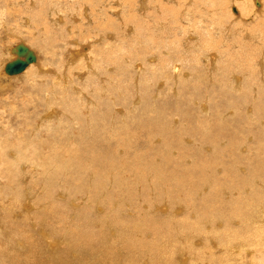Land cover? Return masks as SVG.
Here are the masks:
<instances>
[{
  "label": "bare ground",
  "instance_id": "obj_1",
  "mask_svg": "<svg viewBox=\"0 0 264 264\" xmlns=\"http://www.w3.org/2000/svg\"><path fill=\"white\" fill-rule=\"evenodd\" d=\"M16 1L18 2L19 0ZM35 1H31V6L28 5L29 7L24 8V11L33 9L32 6L36 5ZM89 1L90 0H76L78 6L82 9H85V5L83 4ZM97 1L100 2V6H97L98 10H110L115 13L114 7L118 3L117 0ZM141 1H143L146 6L152 8V11L155 10L156 12V19H154V16L153 18L151 17L154 22V24L151 23L154 29L166 33L161 38L156 39L154 38V34L150 33V30L148 31L150 35H153L151 37L153 45H155L154 49L160 50L158 61L151 56L153 55L151 51H149L150 55H142L143 58L151 59L150 61H143L136 58L133 60V65L131 60H127L126 58L123 59L125 56H122L121 52L140 49L137 45L145 42L142 38L136 39L132 44L134 46L131 45L130 48L119 45L114 50H106L109 53H106L103 62L107 64V68L112 67L110 70L108 68L107 72H105L106 66L103 68V62H96L94 57H90L91 59L89 58L90 63L86 64L87 70L83 74L91 72L97 78L94 80V78L91 77L89 81L87 80L89 86L97 84L99 80V85L102 86L95 85L96 88L99 86V90H97L98 93L101 94V97L110 95L113 100L112 105L116 107H118L120 96L117 93L111 94L108 90V85H116L119 91L122 90L123 83L132 80L137 87V93H139L138 89L140 85L149 89L144 95L148 98L150 104L153 103L151 98L156 97V93L152 91V86L155 85L156 82L158 83L156 86H165L167 84V89L171 91L172 99H174L173 95L177 94L179 95V101L186 103L194 100V102L197 103L195 101L197 99L193 98L199 96V94L203 92V80H205L211 82L215 86L218 84L221 91H226L228 85L230 90L234 92H246L243 93V96L238 97L240 100L235 96H228L222 93L219 94L220 97L223 96L226 100L229 98L227 100L229 106L226 109L222 107V111L216 112L215 119H217L218 122L215 123L212 128H218L223 118L226 120V118L238 112L237 110L239 107L236 108V110L232 107L243 102L247 105L251 103V105H249V107H251L253 104L252 102H254L256 98L257 101H255L252 108L249 109V107H247V112L253 111V117L246 115V118L255 119L254 116H257L261 120V118L264 117L263 60L260 63L261 67L259 66L261 68L260 70H258V66L254 67L259 57L257 51L260 48L259 46L253 47L252 45L244 44V38L239 45H237V40L229 41V37L231 39L232 36V31L228 29L231 27L230 25L237 24L239 21L242 22L241 28L250 26V24L253 25L252 23L255 22L256 26L253 27L254 31L252 33V35H254V40L257 39L256 36H264V0ZM47 2L49 3L48 5H43L31 15H23L22 19H19V23L11 25L9 29L3 18L4 11L0 12V34L5 32L6 39L8 37L11 38V42H5L3 41L4 39L0 37V92L13 88L11 80H13V78L18 79L19 77L17 76L26 77L28 72L33 69H35L36 72H42L41 67H38L36 64L34 65L35 62L28 66L24 72L15 74L16 76L7 74L5 68L8 62L17 57L13 52V48L21 43L20 41L23 40L22 37L24 33H26L24 30L19 29L20 24H24V27H27L33 34V30L36 29L34 26V19L43 23L45 16L47 17L48 24L52 28L57 29L63 21L60 11L65 13L63 14L64 18L68 19L70 10H73L68 5L66 8L61 9L56 0H47ZM120 3L122 4V2ZM206 5H209V8L212 9H207ZM175 6H182V10H180L179 16L176 19V21H179V24L172 23V25H166L168 24L166 22L170 19L172 12L174 13L176 10ZM233 7H237V9L234 8L235 12L232 10ZM94 9L92 8L89 13L95 14ZM117 11L118 9L116 12ZM105 14H108L107 16L109 17L111 13L106 12ZM106 15L105 20L107 19ZM225 15H228L229 21L227 19L226 21L229 22L230 25L225 24V20L221 18ZM249 16L253 19H249ZM76 19L77 18H75V21H77ZM108 19L107 21H109ZM87 21L89 23V19L86 18L85 26ZM81 22H83V20ZM146 24L148 25V21ZM113 27L111 28L112 30ZM130 27L132 26L130 25ZM128 28L129 27H127V29ZM238 30L240 31V29ZM239 31L237 32L239 33ZM109 32L111 33V30H108L109 35H107L113 37V33L110 34ZM31 33H29V35ZM247 33H249V31ZM36 35H38V33ZM54 35L57 36L58 34ZM65 35H67V31L64 36ZM125 35H127V32ZM246 36H249V34H246ZM148 38L150 37L148 36ZM13 41H19V43ZM74 41L76 42V40ZM110 42L111 41H107V44H110ZM23 43L26 44V42ZM29 47L31 48L30 45ZM105 48H107V46ZM211 49H213V52L210 51ZM34 51L37 54L38 60L39 55L36 50ZM73 53L77 55L79 51H71L70 56H68L69 60L74 61L77 58L71 56ZM68 61H66L65 65H67ZM121 63H124V66L120 67ZM130 67L136 70V76L130 75L128 71ZM113 68H117L119 72H116V70L114 71ZM80 70L82 72V69ZM50 71L52 70L50 69ZM54 72L56 73V71ZM62 73H59L58 77L56 76L58 79L54 78L52 80L53 82L47 83V85L42 81L44 79L41 80L46 86L44 92L46 102L42 105L44 109L41 113L38 104L32 106L31 109H33V111L30 112L28 105H25L23 109L20 110L15 105H11L7 102L5 98H0V133L7 132V134L11 135L8 125H5V119L8 116V111L11 109L10 111L14 112L12 109L16 108V111L21 113L25 119L22 123L24 129L18 143L12 144V151L10 150L12 158L10 157L9 162L13 166L16 164L18 166V171L20 166L21 168L23 166L25 169L28 162H32L31 165L29 164L31 168H35L36 166L40 167V165H42L41 172L43 177L47 179L48 184L57 183L58 180H62L63 176L67 175L72 169L76 170L78 176L75 174V177L78 179V183H82L81 181L87 178L89 182L88 186L96 190V194L93 193L90 200H88L89 203L92 204L90 208H94V213H89L88 209L85 210V214L82 213L83 211L80 212L78 206L81 204L79 205L73 200L70 202H72L75 207L73 206V208H70L68 204L70 202L67 201V207L64 209L62 201L55 199L51 192H48L47 198L44 196L41 198L44 203L41 205V209L38 213L42 214V218L38 222H34L33 218L35 216V211L32 209V206L35 204L32 205L29 197L28 199H24H27L26 202H20L19 197H21L20 195L25 191L24 187L17 189V195L15 197L16 200L18 199L21 206L18 212L23 213V216L20 215V218H23L25 224L29 228L34 229V231L33 233H24L20 228L21 219L13 221L10 228L3 227V225L0 224V264H93L95 262L96 264H264V136L262 138L260 137V139L254 143L255 146H257L254 148L256 150L254 153L255 158L252 163L248 164L250 165V167H248L250 171L243 172V165L246 164L248 158L242 153L245 150L249 151V149L246 148L249 143L247 137L253 134L257 135L260 132L264 133V128L262 131H259L257 128H254L252 124H249L251 127L250 132L245 133L242 131L241 126V124L244 123L239 118H235L232 123L236 127V130H234L233 126H230L221 128L216 134L205 132L199 134L202 138V144L205 146L208 153L211 154L215 147L218 146V148L211 156L206 154L200 155L191 163H189L187 159L189 158L190 160L191 157L194 158L196 150L193 151L191 148H182L181 145L183 141H180V139H178V141H172L171 139V144H169V139L165 140L169 142L168 144L171 149L169 150L168 148L169 151L166 150V153L164 152L165 150L163 151V153L166 154V156H160L161 159L164 157L162 159L163 167L158 169V167H155L158 165V162L157 165H155L154 162L152 163L156 155L154 159L152 158V161L148 160L149 158L147 159L146 154L141 152L142 149H146H141V147L144 146L140 147V145L139 147L141 150L138 149L139 151L137 150L138 153H136V146L138 145L135 146L136 149L134 151L133 147L135 144L133 140L141 141V139L146 136L144 139L148 138L146 142L150 144L149 141L154 143V139H162L165 134L168 136L167 138H170V136L174 137L177 134H174L171 130L175 128L174 126H176L178 119H175L169 127L168 123L165 124L161 119L166 114V109H160V111L157 112L161 115L160 118L149 116L146 120L141 122L138 126L139 130L137 131L132 124L134 123L135 116L133 114V107L129 104H132L133 101L129 96L124 99V103L128 104L126 110L120 109V112L122 114L126 113V116L129 118L125 115V117H121V115L120 119L113 115H109L108 117V110L104 112L108 106L106 101L102 103L98 101V103H95L89 97L85 100L86 92L85 89H83L84 86L79 87L74 84V78L72 77L73 70H68L69 74L64 70ZM105 74H108V76L104 84ZM37 75L40 76L41 74ZM37 75L35 77H37ZM35 81L38 82L40 79H36ZM71 90L73 92H71ZM144 90L145 89H143V91ZM164 91L160 89L157 93L161 94ZM120 92L122 93V91ZM137 95L139 96V94ZM144 95L141 94L139 99L137 97L138 102L145 99ZM166 96L168 97L169 95ZM199 99L200 101L204 99L201 101L203 105L201 104L200 108L205 114H209V107L207 104L210 103V98L208 97L205 99V96L202 95ZM61 109L62 112L63 110L67 112V118L62 116ZM97 109L99 113L93 115L94 111ZM178 110L179 109H177L178 116L176 115L175 117H180L182 114ZM229 110L230 112H228ZM145 111L146 114L151 113L149 105L147 104ZM173 111L174 108L171 109V113ZM183 112L186 115L189 114L187 111ZM209 117L210 116H207L206 119ZM259 118H257V121ZM184 120H188L187 122L190 124L193 118L187 117L181 119V121L185 122ZM223 125L226 124L224 123ZM183 130V128H180L178 132L182 133ZM203 130L205 131V129ZM85 135L88 139H85ZM36 136L38 139H36ZM77 137L78 140L74 141ZM180 137L181 135L178 134L176 138ZM193 139L195 138L189 136L185 137L187 142H192ZM86 140L88 141L85 143ZM91 140L93 142H91ZM227 140H230L229 144H227L226 147H222L221 144ZM175 142L176 144L173 147V143ZM141 144L145 145L146 143ZM168 144L166 143L164 146L166 147ZM153 147V149L156 150L155 148L157 147L158 149L159 146ZM0 148L5 152L3 145H0ZM176 148L179 149V151L178 154L176 153L175 155ZM201 148L200 146L199 149L201 150ZM153 149L151 148V150ZM151 150L150 152H152ZM236 151L239 152L236 153ZM145 152L147 153L149 151H144V153ZM160 152L158 154H160ZM153 153L155 154L156 152L154 151ZM150 155L152 154L149 153L148 157H151ZM73 156H78L79 158H74ZM85 156L88 159L87 162H85ZM136 158H141V165H139L140 160L137 161L139 166L136 164ZM39 159H41L39 165L38 163H34ZM80 159L84 161H80ZM5 161V159L1 160L0 158V166L1 163ZM24 164H26L25 167ZM143 165L144 167H141ZM169 166L173 167L172 170L170 169V172H168L167 169ZM209 169L212 177L218 181L212 187L210 194L208 196L206 195L198 202L195 198V194L198 191H203L202 188L204 186L207 188L209 184L207 181V170ZM218 169H222L221 176L218 174ZM64 170H66V172L63 175ZM145 175L151 177V179L153 177L154 180H157L156 183L161 185H163L162 179L169 178L173 180L172 182L176 183V185L173 184L175 187L171 185L175 190H173L174 188L165 190L164 196L166 197L167 195V197L165 198L162 196V198L159 197L160 199H156L155 201L151 196V200L153 199L154 201L152 203L150 202L151 205L148 200L144 199L145 196L147 197L146 191H151L147 190L149 187L146 188V186L144 187L143 185V190L145 191L146 189V191L143 192L138 186L142 179L145 178ZM2 178L5 177L2 175ZM79 178H81V181ZM156 183H153V185ZM159 184L155 186L159 187ZM255 185L257 188H255ZM9 186L11 187L9 190L11 189L12 192L14 190L13 188H15L13 181L10 180ZM68 186L69 181H65L66 191L71 192ZM231 186L235 187L238 191H249L250 189L251 192L250 194H245L246 196L239 195L236 198L231 197L228 202H225V200H222V197L225 198L226 195L236 192L232 191L228 193L230 190H234ZM163 188H166L165 185ZM29 189L30 188H28V190ZM158 190L157 192H159ZM4 192L5 190L0 191V199L2 200L6 199V196L4 197ZM8 192L10 193V191ZM13 193H15V191ZM67 193L60 195L61 198L66 199ZM159 194L160 192L158 196ZM141 195L144 196L142 199ZM103 197L105 199H102ZM139 200H142V202ZM4 202L6 204L7 199ZM8 203H10V206L5 207L7 214L12 205L11 201ZM101 204L106 205V207H101ZM172 204H177V206L180 207L177 208L178 213L177 210L171 211ZM73 209L75 211H73ZM67 211H73L75 214L73 213L71 215L73 217L69 218L70 213ZM77 213L78 215L76 216ZM122 214H125L126 217ZM14 217L15 216H13V218ZM97 222H100L101 226H99L101 228L95 226ZM82 223L88 227H96L98 232H94L98 233V241L93 239V232L87 238H85V235L82 234L81 231L76 232L77 228L74 229L73 226L79 225L81 228ZM83 231H85V229H83ZM61 233L64 234L59 238L58 236L61 235ZM40 237L44 238L45 243L47 242L50 245L51 251L48 250L46 252V245L44 246L43 239L41 241ZM107 237H110V239ZM222 248H224V250L219 253L217 250ZM41 249L44 251L43 254H45L46 257L41 255L42 251L39 253ZM121 253L123 257H121L120 260L119 256H122Z\"/></svg>",
  "mask_w": 264,
  "mask_h": 264
},
{
  "label": "rangeland",
  "instance_id": "obj_2",
  "mask_svg": "<svg viewBox=\"0 0 264 264\" xmlns=\"http://www.w3.org/2000/svg\"><path fill=\"white\" fill-rule=\"evenodd\" d=\"M31 1L34 2L35 0H30V1L29 0H24V1L23 0H19L18 2L16 0H0V8H1L0 9V12L4 11L3 18H4V21L7 24V28L8 29L10 28L11 25H16V23H19V19L21 20L23 15H28L29 16L32 13H34L36 10H38L39 8H41L43 5L46 6V5L49 4L47 2V0H36L35 1L36 5L32 6L33 9H30L28 11H24V8L29 7L28 5H30V2ZM56 1H58V4H59V6H60L61 9L66 8L67 5L70 6L71 9H73L72 11L70 10V16L68 17V19H65L64 18V15H63L65 13H62L60 11V13H61V15L63 17V21L61 22V25L59 24L60 26H58L57 29L56 28H52L48 24L47 17H45V16H44V19H43L44 20L43 23L40 22V21H37L36 19H34V24H35L34 26L36 27V29L33 30L35 32V33L33 32V34L30 32V30L27 27H24V24H20L19 25V29L20 30H24L26 32V33H24V35L22 37L23 40L20 41V42H26V44L28 46L30 45L32 49H34V50L37 51L39 57H38L37 62L34 63V65L36 64L38 67H41L42 72H36L35 69H33V70H31V71L28 72V74H27L26 77L17 76V77H19L18 79L17 78H13V80H11L12 81V84H13V88L8 89V90L3 91V92H0V98H5L7 100V102H9L11 105H15L20 110L23 109V107L25 105H28L29 108H30V112H32L33 109H31V107L34 106L35 104H38L39 108L41 109V110L39 109L40 110V113H41V111H43V109H44V107L42 105L46 102V99H45V96H44V92H45V87L46 86L43 84L42 81H44V83H46V85H47V83H52L53 82L52 80L54 78H57L58 77V74L59 73H62L63 70L66 71V73H68V70L72 69L73 70L72 77L74 78V79L73 78L72 79L74 81V84H76V86H79V87H83L84 86L83 89H85V92H86L85 93V100H87L88 97H89L95 103H98V101L100 103L106 101L107 104H108V106H109V108H108V106L106 107L107 109L104 108L105 109L104 112H107V110H108V112H107V116L108 117H109V115L117 116V117H119V119H120V116L121 115H122L121 117H125L126 116V113L125 114H122L120 112V109L122 108V109H125L126 110V106L128 104H125L124 103V99L127 96H129V98H131V100L133 101L132 104L131 103H129V104L133 107V112H134L133 114L135 116L134 123H132V124H133L134 128H136L137 131L139 130L138 126L141 124L142 121L146 120L149 116H152L154 118H160L161 115L159 113H157V112L160 111V109L161 110H164V108H165L166 109V114L163 116V118H161L162 121H164L165 124L168 123V125L170 127V125H172L173 121L175 119H178L177 120V123H176V126H174L175 128H173L171 130V132H173L174 134H177V135L180 134L181 137L180 138H176L177 137V135H176L174 137L170 136V138H167L168 136H166V134H165L164 137H163L164 139L163 138L162 139L161 138L154 139L153 142L154 141L155 142L154 143H151V141H149L150 144L149 143L147 144V142H146L148 138L144 139L146 136H144V138H142L143 141L140 138L141 139V141L139 140L140 142L137 141V140H135V139H134L135 141L133 140V143L135 144V145L133 144L134 145V147H133L134 148V151H135V149L137 147V149L135 151L136 153H138V151L141 150L142 148H145L146 150L142 149L141 152L143 154H146L147 159L149 158L148 160H150V161H152L155 158V155H156V158L152 161V163L154 162V164L157 165V162H158V165L155 166V167H158V169L160 167H163V165H162L163 160L162 159L164 157L162 159H161V157L162 156H166V154H165L166 153V150L169 151L171 149V147L169 146V144L172 143L171 142V139H172V141H175V140L178 141V139H180V141H183L182 142V145H181L182 148H191L193 151L196 150V155L194 156V158L191 157L190 160H189V158L187 159L188 162L191 163L192 161H195L197 159V157L200 156V155L206 154L208 156H211V154H214L215 151L218 148V146H217V147L214 148V151H212L211 154L208 153L207 150H206V148H205V146L202 144V138L199 136V134H202L204 132L205 133H209V134H216L217 132H219V130H221V128H223V127H230V126H233L234 130H236V127L232 123L235 118H239L244 123V124H241V126H242V131L245 132V133H249L250 132L251 127H250L249 124H252L254 126V128H257L259 131H262L263 130V128H264V120H263L264 117H262L261 120L257 116H254L255 119H248V118H246L247 117L246 115L253 117V115H252L253 111L252 112L250 111L251 114H250V112H247V107H249V105H251V103H249L247 105L244 102L241 103V104H237L234 107H232L234 110H236V108L239 107L238 110H237L238 112H236V114L233 113L234 115H231L229 117L226 116L228 118H226V120H225V118H223L222 121H220V126H218V128H216V127L212 128V126L215 125V123L218 122V120L215 119L216 112L222 111V107H224L226 109L229 106V103L227 102V100L229 98L226 100L223 96L220 97L219 94L220 93L227 94L228 96H235L236 98H238V97L243 96L244 95L243 93H246V92H243V91H241V92H234V91L230 90V88L228 87V85H227L226 91H224V90L221 91L220 86L218 84H216V86H215L211 82L205 81V80H203V82H204L203 83V86H204L203 92L200 93L199 96L193 98V99H197L195 101L197 103L199 102L198 104L195 103L194 100H192L190 102H186V103H184L183 101H179L178 100L179 95H177V94H174L173 95V98L174 99H172L171 98V91L167 89L168 88L167 84L165 86L164 85H161V86L157 85L156 86V84H158L157 82L155 83V85L152 86V91L154 93H156V97L151 98V101L153 103L150 104L148 98H146L145 95H144V93L147 90H149V89L146 88V87H142V85H140L139 86V89H138V92L139 93H137V87L135 85V82L132 80L130 82L129 81H126L125 83H123L122 90H119V91H118V87L116 85H108L109 86L108 87V90H109V92L111 94H116L117 93L120 96V99L118 100V107L112 105L113 100H112V98H111L110 95L109 96H103V97H101V94L98 93L97 90H99V86L100 87L102 86V85H99V80H98L97 84H92L90 86L87 84V80L89 81L91 77H93L94 80H96L97 78L91 72H88L86 74H83L87 70L86 69V64L87 63H90V61H89L91 59L90 57H94L96 62L97 61L103 62V58H105L106 53H109L106 50H109V49H113L114 50L119 45H124V46H127L128 48H130V46L135 42V40L136 39H140V38H142L145 41L144 43H140V44L137 45L138 47H140V49L132 50V51H123V52H121V55L122 56H125L123 59L126 58L127 60H131V62L133 63V65H134L133 60H135L136 58L137 59H141L143 61H150L151 59H149V58H143L142 57V55H146V54L150 55L149 51L152 52L153 55H151V56L153 58H155L156 60L159 59L160 50L158 51L157 49H154L155 48V45H153L152 37L151 36H153L152 34H154V36H155L154 38L159 39V38H161L166 33L165 32H161V31H157L156 29H154V27L152 25V24H154V22L152 20L153 16H154V19H156V16H155V13L156 12H155V10L153 9L154 11H152V8L146 6V4H144L143 1H141V0H133V1L132 0L131 1H129V0H122V1L121 0H117L118 3L114 7L115 13L111 12L110 10H100V9L98 10L97 6L98 7L100 6V2H98L97 0H96L97 2L96 1H93V0H90L87 3H84L83 2L84 4L81 3V4L85 5V9L80 8L78 6V3L76 2V0H73V1L72 0H56ZM120 2H122V4ZM123 3H125V4H123ZM37 4H40L41 6L40 5H37ZM109 5H110V3H109ZM109 5H108V7H109ZM172 5H175V4H172ZM95 6H96V8H95ZM144 6H145V10H144ZM127 7H128V9H127ZM175 7H176V10H175L174 13L172 12V14L170 15V19H168V21L166 22L168 24H166V25H169V24L172 25V23L179 24V21H176V19L179 16L180 10H182L181 9L182 6L181 7L180 6H178V7L175 6ZM92 8L93 9L95 8L94 9L95 14L94 13H92V14L89 13L92 10ZM101 8H102V6H101ZM206 8L207 9H212V8H209V5H206ZM234 8L237 9V7H233L232 8L233 12H235L234 11ZM257 8H259V7H257ZM2 9H4V10H2ZM117 9H118V11L116 12ZM124 9H126V10H124ZM83 11H85V12H83ZM106 12L112 14V15L110 14L111 16L109 15L110 18L107 16L108 14L107 15L105 14ZM133 12H134L135 15L133 14ZM97 13H99V14H97ZM176 13H177V15H176ZM72 14H73V16H72ZM114 14H116V15H114ZM105 15L107 16V19L109 18L108 19L109 21H107V19L105 20ZM117 15H119V16H117ZM146 15H147V17H146ZM75 18H77L76 19L77 21H75ZM86 18L89 19V23L87 21V24L85 26V20H86ZM221 18H223V20H225V24H229V22L226 21V19L228 20V15H225V16H223ZM248 18L251 19V20L253 19L250 16ZM82 20H83V22H81ZM149 20H150V22H149ZM147 21H148V25L146 24ZM117 22H118V24H117ZM127 22H128V24H127ZM138 22H140V23H138ZM93 23H94V25H93ZM137 24H138V26H137ZM241 24H242V22H240V21L237 22V24H234V25H230L229 24L231 27L228 26L229 27L228 29L232 31V36H231V39L229 37V41L237 40V42H238L237 45H239L243 41V38H244V44H246V45H252L253 47L259 46L260 49L257 51V53L259 54V57L257 58V63H255L254 67H257L258 66V70H260L261 69L260 68L261 67L260 66L261 65L260 63H261L262 60H263L262 62H264V51H263L264 50V36H262V37H259V36L257 37L256 36L257 39L254 40V35H252V33L254 31V28L253 27L256 26V23L255 22L252 23L253 25L250 24V26H244L243 28H241ZM67 25H68V28H67ZM102 25H104V26H102ZM130 25L132 27H130ZM73 27H74V29H73ZM100 27H101V29H100ZM112 27H113V30L111 29ZM121 27H123V28H121ZM127 27H129V28L127 29ZM138 27H142V28H138ZM50 28H52V29H50ZM76 28H77V30H76ZM234 29H236V30H234ZM238 29H240V31ZM108 30H111V33L110 32L109 33L110 34L113 33V37L112 36L111 37L108 36L109 35L108 34ZM149 30H150V33H152L151 35L148 32ZM158 30H160V29H158ZM247 30L249 31V33H247L248 32ZM39 31H40V33H39ZM66 31H67V35L64 36V34H65ZM237 31H239L240 34ZM50 32H52V33H50ZM53 32H54V34H56V35L58 34V35L55 36L53 34ZM126 32H127V35L128 36L125 35ZM157 32H159V33H157ZM199 32H201V31H199ZM29 33H31V34L29 35ZM37 33H38V35H36ZM103 33H105V34H103ZM245 33L246 34H249V36H246ZM60 35H61V37H60ZM30 36H31V39H30ZM100 36H101V38H100ZM148 36L150 38H148ZM0 37L2 39H4L3 41H5V42H11L10 41V39H11L10 37H8L6 39L5 32H3L2 34H0ZM74 40H76L77 43ZM102 41H105V42H102ZM107 41L108 42L111 41L112 43L110 42V44L109 43L107 44ZM13 42H17V41H13ZM74 42L77 44V47H76V44ZM84 42H86V43H84ZM17 43H19V41ZM227 43H229V42H227ZM106 46H107V48H105ZM132 46H134V45H132ZM86 49H88V50H86ZM73 50H74V52L75 51H79V53H78L79 56H78V54L75 55L74 53H73L74 56H73V54L71 55L72 57H77L74 61L69 60V57H68V56H70V52L73 51ZM210 51L213 52V49H211ZM65 53H67L68 55L65 54ZM99 58H101V59H99ZM84 59L87 60V61H85ZM79 60H80V62H79ZM66 61H68L67 62V65H65L66 64ZM74 63H76V64H74ZM42 64L45 66V68H44V66ZM77 64H78V66H77ZM82 66H83V68H82ZM105 66H106L105 72H107V69L108 68H109V70L112 69V67H108L107 68V64L105 62H103V68ZM122 66H124V63L123 64L121 63L120 67H122ZM47 67H49V68H47ZM132 67H130L128 69V71L130 72V75L131 76H136V70L133 69ZM50 69L52 71H50ZM80 69H82V72H81ZM115 70H116V72H119V70H117V68L114 69V71ZM54 71H56V73ZM37 74H39V75L41 74L42 76L41 75L38 76ZM62 74H64V73H62ZM36 75H37V77H35ZM11 76H16V75H11ZM46 76H48V77H46ZM107 76H108V74H105L104 75V77H105L104 84H105V80L107 79L106 78ZM50 78H52V79H50ZM36 79H40V81L36 82L35 81ZM42 79H44V80H42ZM13 82L15 83V85H14ZM159 84H160V82H159ZM209 84H210V86H209ZM95 85H99V86L96 88ZM157 87H159V88H157ZM143 89H145V90L143 91ZM160 89H162L163 91L165 90V91L163 93L159 94V93H157V91H159ZM120 91H122V93ZM71 92H73V91L71 90ZM137 94H139V96L141 94H143L145 99L143 101H141V102H138L139 96ZM166 95H169L170 97L169 96L167 97ZM202 95L205 96V99H207L208 97L210 98V103L207 104L208 107H209V114H205L202 111V109L200 108L201 104L203 105V103L201 101L204 100V99H201V101H200V99H199V97L202 96ZM137 97H138V99H137ZM136 99H137V101H136ZM238 100H240V98H238ZM255 101H257V98L254 99V102H252V103L254 104ZM87 102H89V101H87ZM146 104L149 105V110H151V113L150 114H146V111H145L146 110ZM253 104H252V106H253ZM252 106L249 107V109H251ZM173 108H174V111L171 113V109H173ZM62 109H61V112H62ZM177 109H179L178 111H180L182 113L180 115V117H175L176 115L178 116ZM13 110H14V112H11V111L9 112L8 111V116L5 119L6 120L5 121V125H8V129L11 131V135L7 134V132L6 133H0V145H3V147L5 149V152H3L1 150V148H0V158H1V160H4V159L6 160L5 162H2L1 163V166H0V187H1L0 188V191H4V190H5V192L6 191L7 192L10 191V193L9 192L8 193L7 192L6 193L4 192V197L6 196V199H7L6 204L4 202L6 199L5 200L4 199L3 200L0 199V224L3 225V227L10 228L13 221L18 220V219H21V225H20L21 230L24 233H33L34 229L29 228L25 224V221L23 220V218H20V215L23 216V213L18 212L19 211V207H21L19 201L20 202H22V201L23 202H26L27 199H28V197H29L32 205L35 204L34 206H32V209L36 213V214L34 213L35 216H34L33 220H34V222H38L42 218V214L38 213V211H40L41 205H43V203H44L43 199H41V198H43V196L45 198H47L48 192H51L52 196H54L55 199H58V200H61L62 201V206H63L64 209H66V207H67V201L70 202L71 200H73L77 204H79V205L81 204L80 206H78V210L80 212L83 211L82 213L85 214V210L88 209L89 210L88 211L89 213L90 212L91 213H94V210H93L94 208L93 209L90 208V206L92 204L89 203L88 200H90V197H92L91 195H93V193L96 194V190H95V188H93V187L91 188V187L88 186V183L89 182L87 181V178H85L83 181H81V178H79V180L82 182V183L79 184L78 183V179L75 177L76 175L78 176L76 170L72 169V171H70L67 175H64L65 172H66V170H64L63 171V175L64 176H63L62 180L60 179V180H58L57 183H54V184H52V183H49L48 184L47 179H45L43 177L42 172H41V169L43 167L42 165H40V167L39 166H36L35 168H31V167H29V164L31 165L32 162H28L27 166H26V164H24V167L26 166L25 169L22 166L23 171H22L21 166H20L19 171H18V166L16 164H14V166H13L9 162L10 157L12 158V156L10 155V153L12 151L11 150V147H13L12 144L18 143V140L20 139V137H22L23 129H24V126H23L22 123L25 121V119L23 118V116L21 115V113H19L18 111H16L17 110L16 108H13L12 111ZM183 111H185V112L187 111V112H189V114L186 115V114H184ZM228 112H230V110ZM97 113H99L98 109L94 111L93 115H95ZM62 116L64 118H67V112H65L63 110ZM207 116H210V117L206 119ZM187 117L193 118V120H192V122L190 124L187 122L188 120H184L185 122L181 121L182 118H187ZM127 118H129V117H127ZM257 118H259L258 121H257ZM169 122H171V123H169ZM224 123L226 125H223ZM192 126H194V127H192ZM180 128H183L184 129L182 133H179L178 132V130ZM203 129H205V131ZM169 131H170V129H169ZM184 136L185 137H187V136L193 137L195 139H193L192 142H187L185 140V137ZM263 136H264V133H261L260 132L257 135L253 134L252 136H250V137L248 136L247 137V140L249 141V143L247 144L246 148L249 149V151H246V150L243 151V150H241V151H243L242 153L248 158V160H246V164L243 165V168H244L243 172L250 171V168H248V167H250V165H248V164L249 163H252L253 159L255 158V154L254 153L256 152V150L254 148L257 146V145L255 146L254 143L256 141H258L260 139V137L262 138ZM73 137H75V136H73ZM36 139H38L37 136H36ZM85 139H88V137L86 135H85ZM168 139L170 140V143L168 141L167 142L165 141V140H168ZM77 140H78V137L74 141H77ZM87 141L88 140H86L85 143ZM163 141H164V143L165 142L167 144L169 143L168 146L166 145V147H165L164 145L166 143L164 144ZM229 141L230 140H227L226 142L224 141L221 144V146L222 147L223 146L226 147L227 144H229ZM91 142H93V141L91 140ZM141 143H143V144L146 143V144L145 145H142ZM175 144H176V142L173 143V147H174ZM136 145H138V146H136ZM139 145H140V147L141 146H144V147H141V149H140ZM152 145L155 146V147L157 145L159 146L158 149H157V147L155 148L157 151L153 149L154 147ZM160 145H161L162 150L160 148ZM200 146L202 147L201 150L199 149ZM150 147L153 150H151ZM168 148H169V150H168ZM12 149H14V148H12ZM148 149H150L152 152H150V150H148ZM158 150H159V152L160 151H162V152H160V154H158L159 153ZM144 151H149V152H147V153L145 152L144 153ZM154 151L156 153L158 152L157 153L158 155L156 153L154 154L153 153ZM163 151L165 153H163ZM178 151H179V149L176 148L175 155H176V153L178 154ZM238 152L239 151H236V153H238ZM149 153L152 154V155H150L151 157H148V154ZM153 154H154V156H153ZM163 154H165V155H163ZM74 158H79V157L77 156V157H74ZM75 160H79V159H75ZM87 160L88 159L85 156V162H87ZM155 160H156V163H155ZM80 161H84V160H81L80 159ZM137 161L140 162V163L138 162L139 165L142 164L141 158H136V164H137ZM34 163H36V164L38 163V165H39L41 163V159L36 160V162H34ZM187 165H189V164H187ZM141 167H144V165L141 166ZM169 167H167L168 172H170V169L172 170V168H173L172 166L170 168ZM245 169H247V170H245ZM32 171H33V173H32ZM11 174H12V176H11ZM218 174L220 176L222 175V169H218ZM2 175L5 178H2ZM79 177H81V176H79ZM149 178H150V180H149ZM43 179H44V181H43ZM152 179H151V177H149V176L147 177V175H145V178L142 179L140 185H138L139 188H141V190L143 192L146 191V189H145V191L143 190L145 186H146V188L149 187V189H147V190H151L150 192L148 191L149 193L146 191L147 197L144 194L143 195L145 197L143 195H141V199H142V197H144V199L145 200H148L149 203L150 202L151 203L154 202L156 199H160L159 197L162 198V196H164V191L165 190H168L169 188H174L175 185H176V183L175 182H172L173 180H171L169 178L162 179L163 180L162 181V184L163 185H161L159 183H156L157 180H154L153 177H152ZM10 180L13 181V183L15 185L14 186L15 188L18 187L16 189L13 188L14 190L12 192H11V189L9 190V188H11L9 186ZM24 180H26V181H24ZM65 181H69L68 189H70L71 192L66 191V189H65ZM207 181L209 183L207 185V188H205V186L202 188V190L205 193L203 191H201V192L198 191L195 194L196 195L195 198H196V200L198 202H200L206 195L208 196L210 194L212 187L218 181L217 179H214V177H212L211 172H210V169L207 170ZM153 183L159 184L160 186L159 187L158 186H155L156 184L153 185ZM173 184H175V185H173ZM143 185H144V187H143ZM164 185L166 187L165 189L163 188ZM171 185H173L174 187H172ZM21 187H24V191L25 192L20 195L21 197H19V201H18V199L16 200V197L15 196L17 195L16 194V192L18 191L17 189H19ZM154 187H155V189H154ZM28 188H30V189L28 190ZM232 188L234 190H230L228 193H231L232 191H236V192H233V194L226 195L225 198L222 197V200H225V202H228L231 199V197H235L236 198L239 195L246 196L245 194H250V192H251L250 189H249V191L248 190H240V191H238V190H236L235 187H232ZM255 188H257L256 185H255ZM42 189H43V191H42ZM20 190H22V189H20ZM157 190L160 192L159 196H158V193L159 192H157ZM173 190H175V188ZM14 191H15V193H13ZM64 193H67L68 194L67 197H66V199H62L61 196H60V195H62ZM182 194H183V192H182ZM57 196H59V197H57ZM151 196L154 198V201H153V199L151 200V198H152ZM104 197L102 199H105ZM166 197H167V195H166ZM25 198H27V199L24 200ZM148 198H150V199H148ZM9 201L12 202V205L13 206L11 205L10 211L7 214L6 211H5L6 210L5 207L10 206V203H8ZM34 201H36V202H34ZM139 201L142 202V200H139ZM39 202H41V203H39ZM68 204L70 205L69 206L70 208H73L74 205H73L72 202H70ZM172 205L173 206L171 208V211L177 210V213H178V209L177 208L179 206H177V204H172ZM100 206L101 207H104V206L106 207V205H103V204H101ZM96 210L97 211H100L98 209H96ZM73 211H75V210L73 209ZM73 211H67L68 213H70L69 218L70 217H73V216H71L74 213ZM183 212H185V211H183ZM77 215H78V213L76 214V216ZM122 215L125 216V214H122ZM13 216H15L16 218L15 217L13 218ZM99 225H100V222H97V224H95V226L97 228L101 226V225L100 226ZM22 227H23V229H22ZM96 227H93V228L92 227H88L84 223L81 224V228L79 227V225H74L73 226L74 229L77 228L76 229L77 230L76 232L81 231L82 234L85 235V238H87L93 232V234H94V238L93 239L98 241V233H96V232H98V230L96 229ZM83 229H85V231H83ZM94 231H96V232H94ZM75 233H73V234H75ZM52 234H54V233H52ZM63 234L64 233H61V235H59L58 237L59 238L62 237ZM39 236H40V234H39ZM107 238L110 239V237H107ZM42 239H43L44 246L46 245V252L48 250L51 251L50 250L51 249L50 248V245L47 242L45 243V239L44 238H41V241H42ZM58 249H59V247H58ZM223 250H224V248H222L220 250L218 249L217 251L220 253ZM40 251H42V249L39 250V253H40ZM39 253H38V255H39ZM43 253H44V251L41 252V255H44L46 257V255L43 254ZM121 257H123V254H122V256L121 255L119 256L120 260H121ZM177 263H179V262H177ZM93 264H96V262L93 263Z\"/></svg>",
  "mask_w": 264,
  "mask_h": 264
},
{
  "label": "water",
  "instance_id": "obj_3",
  "mask_svg": "<svg viewBox=\"0 0 264 264\" xmlns=\"http://www.w3.org/2000/svg\"><path fill=\"white\" fill-rule=\"evenodd\" d=\"M16 58L6 65V72L10 75L20 74L26 70L28 66L37 61L36 52L23 42L17 44L13 48Z\"/></svg>",
  "mask_w": 264,
  "mask_h": 264
}]
</instances>
